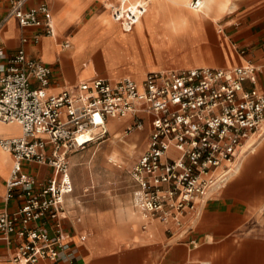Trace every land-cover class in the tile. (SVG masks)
Listing matches in <instances>:
<instances>
[{
	"label": "built area",
	"instance_id": "obj_1",
	"mask_svg": "<svg viewBox=\"0 0 264 264\" xmlns=\"http://www.w3.org/2000/svg\"><path fill=\"white\" fill-rule=\"evenodd\" d=\"M31 1L0 0V120L21 126L20 135L0 138V147L14 157L5 201L15 205L0 213V233L15 243L10 264L56 262L69 252L66 222L81 220L71 218L67 209L66 198L74 189L69 156L104 140L109 118L131 115L135 129L143 128L145 116L151 118L148 146L130 172L139 186L141 214L177 222L186 211L197 214L251 148L245 149L248 140L264 134L259 68L247 63L166 69L148 72L141 82L95 78L52 90L55 64L25 50L43 35H53L52 12L47 1ZM192 5L198 8L201 0ZM145 11L142 1L122 0L112 15L129 27ZM12 18L25 31L21 46L7 52L1 32ZM31 165L52 172L38 177L27 170Z\"/></svg>",
	"mask_w": 264,
	"mask_h": 264
},
{
	"label": "crops",
	"instance_id": "obj_2",
	"mask_svg": "<svg viewBox=\"0 0 264 264\" xmlns=\"http://www.w3.org/2000/svg\"><path fill=\"white\" fill-rule=\"evenodd\" d=\"M45 1L51 8L54 33L43 35L38 44H29L25 50L30 56L55 64L56 80L63 78L64 82L54 84L52 90L58 91L67 85L74 87L95 78L115 81L128 77L141 82L151 71L197 66L229 68L251 63L259 68L258 87L264 93V0H208L210 16L207 18L189 15L188 20L182 22L162 15H148L144 30L135 28L139 20L129 27L115 20L108 12L110 0ZM114 1H110L112 5ZM116 1L114 7L122 3V0ZM140 1L146 3L147 11L149 0H129L130 3ZM150 1L156 5L155 0ZM174 10L181 11L178 7ZM110 20H113L112 24ZM91 27H96V37L88 34ZM110 27L115 28L110 31ZM24 31L14 18L5 24L1 32L5 51L13 52L21 46ZM122 32L125 36L139 34L143 39L140 51L135 52L138 64H133L130 55L123 53ZM166 36L205 37L210 40L213 57L193 56L172 63L150 57L149 49ZM146 37L148 42L144 40ZM249 85L246 82V86ZM125 119V123L133 121L131 115L107 120L108 133L110 131L118 141L116 136L122 133L124 125L117 127L114 121ZM7 127L15 132H4ZM0 128V138L21 134L19 124ZM151 131V118L145 116L143 128L128 135L127 144H134L133 155L141 152L134 164L147 148ZM263 138L264 134L248 140L245 149L252 144L251 148L240 159L254 154ZM95 142L98 141L90 142L86 147ZM125 147L118 146L117 149L123 152ZM3 152L0 153V213L15 205L13 201H5L6 180L14 159L10 152ZM257 158L256 171L248 174ZM126 162H122L117 171L124 173ZM262 166L264 145L253 159H248L240 173L228 177L223 187L212 191L199 205L197 214L186 211L181 222L141 214L136 206L139 186L130 173L132 168L124 178L104 182L102 189L92 180L86 187L93 184L94 190L89 194H78L73 176L77 169L74 168L72 173L70 166L74 189L66 198L67 209L71 218L78 215L81 220L66 222L71 235L69 252L56 262L41 259L37 264H70L71 258L76 260L75 264H264V174L257 171ZM27 170L38 177H46L52 172L45 165H31ZM14 252L15 243L5 240L0 233V264H10Z\"/></svg>",
	"mask_w": 264,
	"mask_h": 264
},
{
	"label": "rangeland",
	"instance_id": "obj_3",
	"mask_svg": "<svg viewBox=\"0 0 264 264\" xmlns=\"http://www.w3.org/2000/svg\"><path fill=\"white\" fill-rule=\"evenodd\" d=\"M110 1H108V7L110 6V10L108 7L107 8H108V12L113 17L112 15L113 8L115 5H117L118 1L115 0L114 5H112ZM209 7L210 9H213L212 6H209ZM180 9H181L180 12H175L174 10L170 14H164V13L159 14L155 12V7L147 8L148 11H146L141 17L142 27L140 28V27L135 26V28H140L141 30H144L146 27V17H149L148 15H151V16L152 15L153 16L162 15L163 17L169 18L170 20L174 21L175 19H179L182 22L187 21L189 15L201 18L199 14H196L192 11L193 10L192 7H185L184 5H181ZM112 21L113 20L109 21V23ZM95 28L96 27H91L88 31L89 32L88 34L95 36L96 35L95 33H97V30ZM114 28L115 27H112V28L110 27L111 29L110 31L114 30ZM122 33H123V43L125 46L123 49L124 50L123 53L125 55H128V54L130 55V58L133 60L132 61L133 64L134 63L138 64L137 54H135V52L138 53L140 51L139 46H140L141 40L143 39H141L139 34L134 35V36H132L133 34L125 36L126 33L125 32H122ZM144 40H146V42L149 41L147 37L144 38ZM209 43H210V40L205 37L193 38L191 36L189 37H172V36L167 37L166 36L165 38L160 39L156 46L151 47L149 49L148 54L150 57L154 59H158L160 61H165L168 63L178 62L183 59H189V58H192L193 56L212 58L213 55L209 49L210 48ZM61 82H64L63 78L57 79L54 84L57 85V84H60ZM125 121L126 119L122 121H119V120L114 121L117 127L124 125L122 128L121 139H119L118 143L115 144L113 142L115 138H113V135L109 131L104 141L95 142L91 144L90 146L86 147L85 149H80V150L70 153L69 159H70V166H71L72 173H73L74 168L77 169L76 173H73V176L75 177V184L77 185L76 190L78 194L83 193L84 191L83 188L86 187L92 180L95 182V184L100 189H102V184L104 182H113V180L117 181L119 178L120 179L124 178V175L129 174V170L132 168L134 162L137 160L138 155L141 152L138 151L133 156L129 157L125 151L120 152L119 150L117 151L116 149H114L115 146H117V148L119 146L122 149L124 146H127L128 145L127 144L128 135L131 132L136 130L132 125L133 123L132 120L126 123ZM15 129H17V127ZM0 132H1V128H0ZM4 132L14 133L15 131L12 130L11 127H7L4 129ZM263 145H264V140L262 139V141L260 142L254 154H249L247 156L245 155L240 160H238V162H240L242 159H244L243 160L244 165L242 166V169L245 167V164L248 161V159L250 158L253 159L256 156V153L258 152V150L260 149V146L262 147ZM112 149H114V151L111 154H108L111 152ZM102 153L106 157L103 156ZM111 155H116L117 157L121 158L122 162L128 161L124 165L125 166L124 173L117 171L119 166L114 165L112 162L109 161V156ZM258 161L259 160L257 158V160L253 162V165L248 169L249 171L248 174L249 173L253 174L256 171V165L258 164ZM102 162H106L114 166L113 167L106 166V164H102ZM257 171H258V174L260 175L264 174V167L263 166L259 167Z\"/></svg>",
	"mask_w": 264,
	"mask_h": 264
},
{
	"label": "bare ground",
	"instance_id": "obj_4",
	"mask_svg": "<svg viewBox=\"0 0 264 264\" xmlns=\"http://www.w3.org/2000/svg\"><path fill=\"white\" fill-rule=\"evenodd\" d=\"M155 2H156V5L152 4L151 1L149 0L147 8L155 7V12L159 13V14H163V13L164 14H170L174 11L175 7L181 8V5H184L185 7H192V9H193L192 11L196 14H199L201 18H207L210 16V11L208 9V0H201V5L198 8L193 7L192 0H155ZM112 22H110V23L112 24ZM135 26L140 27V28L142 27V18L139 19L138 23ZM88 31L89 30H87V32ZM56 32H58L57 29H56ZM16 124L17 123L14 121L5 122L3 120H0V126H4V127L12 126V127H14V125H16ZM108 128L110 129V126ZM121 135H122V133L116 138L121 139ZM113 137H114V135H113ZM263 140H264V138H263ZM113 142L116 144V143H118V140L115 139ZM115 149L118 151L117 146H115ZM2 150L3 149L0 147V153H4L3 152L4 150L3 151ZM134 150H135V148H134V144H133V145L126 146L123 151H125L127 153V155L129 157H131L133 155ZM5 152L8 153V151H5ZM13 159H14V157H13ZM243 160L244 159H242L240 162H238L236 164V166L233 169L234 171L230 174V177L235 175V174H238L241 171L242 166L244 165ZM109 161L112 162L114 165H118V166L122 165V159L117 157L116 155L109 156Z\"/></svg>",
	"mask_w": 264,
	"mask_h": 264
}]
</instances>
